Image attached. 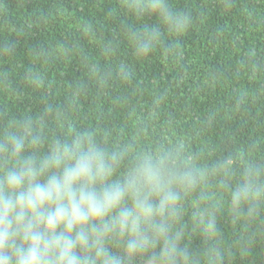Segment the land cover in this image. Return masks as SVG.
<instances>
[{"label":"clouds","instance_id":"clouds-1","mask_svg":"<svg viewBox=\"0 0 264 264\" xmlns=\"http://www.w3.org/2000/svg\"><path fill=\"white\" fill-rule=\"evenodd\" d=\"M120 7L136 61L170 50L191 23L173 0ZM24 79L38 90L46 73L28 67ZM205 152L144 129L69 125L51 104L12 116L0 128V264H225V216L264 235V162Z\"/></svg>","mask_w":264,"mask_h":264},{"label":"trees","instance_id":"trees-1","mask_svg":"<svg viewBox=\"0 0 264 264\" xmlns=\"http://www.w3.org/2000/svg\"><path fill=\"white\" fill-rule=\"evenodd\" d=\"M189 27L144 61L121 39V0H0V128L44 104L67 123L112 135L141 129L151 139L182 138L206 159L251 153L264 162V0H173ZM41 54H45L41 56ZM46 73L40 89L28 67ZM61 130L64 125L61 124ZM225 264H264V235L222 219Z\"/></svg>","mask_w":264,"mask_h":264}]
</instances>
